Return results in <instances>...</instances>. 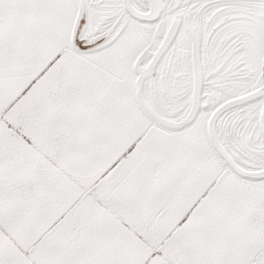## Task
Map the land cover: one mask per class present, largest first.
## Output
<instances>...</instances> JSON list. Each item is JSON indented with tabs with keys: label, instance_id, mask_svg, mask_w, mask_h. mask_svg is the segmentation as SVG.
<instances>
[{
	"label": "snow or ice",
	"instance_id": "6c2138e0",
	"mask_svg": "<svg viewBox=\"0 0 264 264\" xmlns=\"http://www.w3.org/2000/svg\"><path fill=\"white\" fill-rule=\"evenodd\" d=\"M0 264H264V0H0Z\"/></svg>",
	"mask_w": 264,
	"mask_h": 264
}]
</instances>
